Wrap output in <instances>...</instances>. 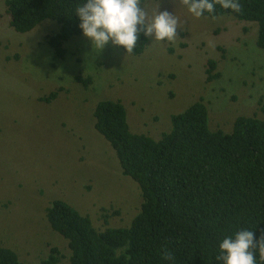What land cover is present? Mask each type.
Segmentation results:
<instances>
[{
    "label": "rangeland",
    "instance_id": "obj_1",
    "mask_svg": "<svg viewBox=\"0 0 264 264\" xmlns=\"http://www.w3.org/2000/svg\"><path fill=\"white\" fill-rule=\"evenodd\" d=\"M141 2L150 14L159 7L180 19L174 41L148 39L133 55L111 42L92 50L81 33L56 58L47 41L56 21L17 32L0 0V247L27 264H42L53 246L57 264H70L67 241L46 218L55 199L99 228L127 227L140 208L138 184L121 172L114 149L94 127L98 101L120 100L130 129L156 139L171 128L173 113L197 100L207 106L211 129L229 132L238 115L264 118L257 23L231 14L196 18L183 0ZM76 76L91 81L84 85ZM53 90L55 98L40 99Z\"/></svg>",
    "mask_w": 264,
    "mask_h": 264
},
{
    "label": "trees",
    "instance_id": "obj_2",
    "mask_svg": "<svg viewBox=\"0 0 264 264\" xmlns=\"http://www.w3.org/2000/svg\"><path fill=\"white\" fill-rule=\"evenodd\" d=\"M78 2L3 0L8 24L17 32L44 19L56 21L57 32L47 38L56 58L64 56L65 41L82 33L74 15ZM239 2V12L217 4L204 16L231 14L257 23L256 44L264 48V0ZM147 41L141 35L130 54L142 53ZM208 65L210 72L215 61ZM76 79L84 85L91 81ZM58 92L40 99L48 102ZM93 115L95 129L114 149L121 172L138 184L142 201L129 226L99 228L89 215L55 199L46 218L67 241L70 264H221L216 256L224 236L240 229H252L257 239L264 236V118L238 115L229 132L211 129L207 106L197 100L173 113L171 128L156 139L130 129L118 99L98 101ZM60 258L53 246L42 264H57ZM0 264L27 263L13 249L0 247Z\"/></svg>",
    "mask_w": 264,
    "mask_h": 264
},
{
    "label": "clouds",
    "instance_id": "obj_3",
    "mask_svg": "<svg viewBox=\"0 0 264 264\" xmlns=\"http://www.w3.org/2000/svg\"><path fill=\"white\" fill-rule=\"evenodd\" d=\"M188 12L200 18L215 12L219 4L224 9L239 12V0H183ZM151 14L141 0H80L74 9L78 27L93 47L100 51L111 42L131 53L141 35L145 39L172 42L181 28L180 19L169 11ZM216 260L221 264H264V236L257 239L252 229H240L226 235L218 244ZM164 258L173 259L164 250Z\"/></svg>",
    "mask_w": 264,
    "mask_h": 264
}]
</instances>
